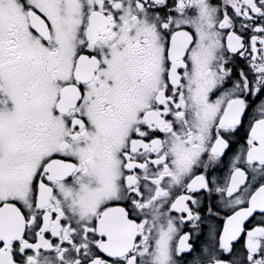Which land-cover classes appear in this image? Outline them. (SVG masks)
Listing matches in <instances>:
<instances>
[{
  "label": "snow or ice",
  "instance_id": "snow-or-ice-1",
  "mask_svg": "<svg viewBox=\"0 0 264 264\" xmlns=\"http://www.w3.org/2000/svg\"><path fill=\"white\" fill-rule=\"evenodd\" d=\"M0 264H264V0H0Z\"/></svg>",
  "mask_w": 264,
  "mask_h": 264
}]
</instances>
